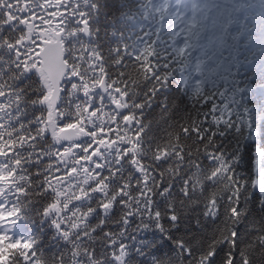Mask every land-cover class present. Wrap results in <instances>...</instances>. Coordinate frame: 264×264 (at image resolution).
Masks as SVG:
<instances>
[{
	"label": "snow or ice",
	"instance_id": "6c2138e0",
	"mask_svg": "<svg viewBox=\"0 0 264 264\" xmlns=\"http://www.w3.org/2000/svg\"><path fill=\"white\" fill-rule=\"evenodd\" d=\"M166 3L0 0V264H264V61Z\"/></svg>",
	"mask_w": 264,
	"mask_h": 264
},
{
	"label": "rangeland",
	"instance_id": "374dc122",
	"mask_svg": "<svg viewBox=\"0 0 264 264\" xmlns=\"http://www.w3.org/2000/svg\"><path fill=\"white\" fill-rule=\"evenodd\" d=\"M216 1L221 0L198 3V6L194 5L193 8H186L181 3L163 5L167 10L170 7L174 9L173 23L180 26V35L187 38L186 43L190 44V51L198 57L195 62L198 66L197 75L201 78L218 63L221 57L226 56L236 42L240 39L244 42L248 40L246 35L248 24L255 25L256 33L263 38L260 44L264 45V0L245 1L244 4H247L248 9L242 17L236 13L239 3L231 9L218 5ZM246 14H249L250 18ZM232 24L234 27H231ZM236 32L239 36L237 38ZM257 42L258 40L254 44Z\"/></svg>",
	"mask_w": 264,
	"mask_h": 264
},
{
	"label": "trees",
	"instance_id": "16d2710c",
	"mask_svg": "<svg viewBox=\"0 0 264 264\" xmlns=\"http://www.w3.org/2000/svg\"><path fill=\"white\" fill-rule=\"evenodd\" d=\"M156 10H157L158 13L159 12H163L162 9H160V10L156 9ZM240 54H237L234 57L232 63L229 66L222 67V65H221L220 68L217 71L214 70V72L212 73V76L210 78H208L207 81L213 80V81L220 82V81H224L226 79L227 80H231L232 79V73L235 71V69L232 67V65L235 64L236 58ZM262 59H263V56L259 54L258 50H254V51H251V52L243 53V60L245 61L246 64H250L253 68L258 67V63ZM189 60H190V58H189ZM197 83L199 84L200 82L197 81ZM2 251H3V249L0 248V252H2ZM0 259H3V257H0Z\"/></svg>",
	"mask_w": 264,
	"mask_h": 264
}]
</instances>
